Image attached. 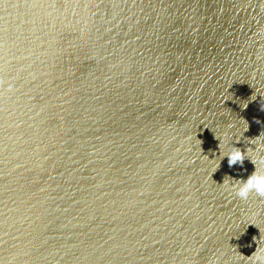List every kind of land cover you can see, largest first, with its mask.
I'll return each mask as SVG.
<instances>
[{"label":"water","instance_id":"water-1","mask_svg":"<svg viewBox=\"0 0 264 264\" xmlns=\"http://www.w3.org/2000/svg\"><path fill=\"white\" fill-rule=\"evenodd\" d=\"M260 134L264 0H0V264H252Z\"/></svg>","mask_w":264,"mask_h":264},{"label":"clouds","instance_id":"clouds-1","mask_svg":"<svg viewBox=\"0 0 264 264\" xmlns=\"http://www.w3.org/2000/svg\"><path fill=\"white\" fill-rule=\"evenodd\" d=\"M243 107L246 108L247 105ZM248 127L249 125L247 122V127L245 128L244 132L248 130ZM244 132L242 133L241 137H243ZM260 136L261 134L250 141V143L256 145V147L254 149L252 147H249L247 151H242L239 147H236L233 143L230 144L228 150H225L224 141L216 137L217 139H219V149H220L219 163L224 157H227L228 164L230 167L236 165L237 163L242 165L246 158H249L255 164V171L246 180L224 179L222 183L227 187H231L232 190L235 192V194L243 200L248 199V197L253 193L260 196H264V155L261 154L264 153V143L257 142ZM216 158L209 159V157L207 156V159H209L210 161H214L216 160ZM249 225H255V224H249ZM260 239H264V235H261ZM247 257L251 259L252 264H264V248H261L258 243V247L256 251L251 256H247Z\"/></svg>","mask_w":264,"mask_h":264}]
</instances>
